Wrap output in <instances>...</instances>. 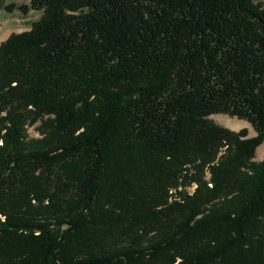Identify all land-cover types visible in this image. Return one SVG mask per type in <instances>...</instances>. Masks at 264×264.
Wrapping results in <instances>:
<instances>
[{
  "label": "trees",
  "instance_id": "16d2710c",
  "mask_svg": "<svg viewBox=\"0 0 264 264\" xmlns=\"http://www.w3.org/2000/svg\"><path fill=\"white\" fill-rule=\"evenodd\" d=\"M16 8L41 16L0 43V264H264L261 4Z\"/></svg>",
  "mask_w": 264,
  "mask_h": 264
},
{
  "label": "rangeland",
  "instance_id": "374dc122",
  "mask_svg": "<svg viewBox=\"0 0 264 264\" xmlns=\"http://www.w3.org/2000/svg\"><path fill=\"white\" fill-rule=\"evenodd\" d=\"M30 1L31 0H0V43L5 41L11 34L29 31L32 23L39 20L41 16L40 12L30 10V12L28 11L27 14H24L16 8L22 5H29ZM253 2L261 4L264 9V0H253ZM11 5H13V10L7 11L5 7ZM210 119L215 124L233 132H239L242 129H246L247 138L256 135L251 125L244 120L229 117L225 114L212 115L210 116ZM35 127L36 126L27 127V136L29 138L39 137ZM261 147H264V142L255 150L253 161L258 162L264 158V148L262 149L263 152L259 153V148Z\"/></svg>",
  "mask_w": 264,
  "mask_h": 264
},
{
  "label": "built area",
  "instance_id": "2783aa9c",
  "mask_svg": "<svg viewBox=\"0 0 264 264\" xmlns=\"http://www.w3.org/2000/svg\"><path fill=\"white\" fill-rule=\"evenodd\" d=\"M194 188H196V185L195 184H193V186L190 188V192L191 193L193 192L192 190H194ZM170 194H173V193L170 192Z\"/></svg>",
  "mask_w": 264,
  "mask_h": 264
},
{
  "label": "bare ground",
  "instance_id": "6f19581e",
  "mask_svg": "<svg viewBox=\"0 0 264 264\" xmlns=\"http://www.w3.org/2000/svg\"><path fill=\"white\" fill-rule=\"evenodd\" d=\"M264 148V147H263ZM262 147L261 148H259L260 150H259V153H262L263 151H262V149H263Z\"/></svg>",
  "mask_w": 264,
  "mask_h": 264
}]
</instances>
